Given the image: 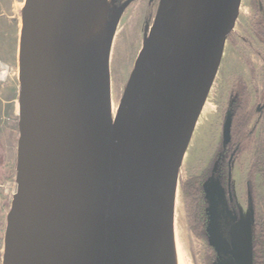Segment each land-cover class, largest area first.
<instances>
[{
  "label": "water",
  "instance_id": "1",
  "mask_svg": "<svg viewBox=\"0 0 264 264\" xmlns=\"http://www.w3.org/2000/svg\"><path fill=\"white\" fill-rule=\"evenodd\" d=\"M131 1L107 17L108 0H26L2 264H158L168 245L180 168L242 0H174L177 38L155 78L158 0L112 119L109 51ZM104 12L99 80L88 94L72 67L87 57ZM230 131L228 112L224 145ZM251 229L250 211L243 229L228 224L230 254L220 264H253Z\"/></svg>",
  "mask_w": 264,
  "mask_h": 264
},
{
  "label": "rangeland",
  "instance_id": "2",
  "mask_svg": "<svg viewBox=\"0 0 264 264\" xmlns=\"http://www.w3.org/2000/svg\"><path fill=\"white\" fill-rule=\"evenodd\" d=\"M108 1L107 17L115 5L124 0ZM154 1L132 0L116 25L109 51L110 103L112 100L115 113L151 26L156 11ZM253 1L242 0V5L249 11L247 14L242 12L236 28L229 35L224 46L217 73L204 103L209 108V112L205 115L201 114L202 111L200 112L198 120L202 118V126L194 128L180 168L178 198L181 206V220L179 237L189 264H220L221 257H227L230 254L227 237L228 224L236 223L240 229H243L246 214L249 211L245 183L249 177L252 161L251 151L241 154L231 163L232 200L228 199L222 179L216 171L232 83L237 78L243 81L250 96L251 105H255L263 99L260 96L264 90V43L260 42L254 34L256 18L253 15L256 13V3ZM257 1L264 9V0ZM8 67L11 72L7 79L0 83L7 82L12 75L18 81V70L15 73L10 66ZM18 83L16 95L19 90ZM11 126L13 139L4 143L5 148L0 158L2 170L0 172V264H2L5 249L7 213L12 193L16 191L18 100ZM255 139L258 143L264 139V112L256 127ZM198 176L204 177L203 189L208 213L204 229L192 226L182 190L184 183ZM254 183L257 192L258 218L260 221H264V185L260 172L255 174Z\"/></svg>",
  "mask_w": 264,
  "mask_h": 264
},
{
  "label": "trees",
  "instance_id": "3",
  "mask_svg": "<svg viewBox=\"0 0 264 264\" xmlns=\"http://www.w3.org/2000/svg\"><path fill=\"white\" fill-rule=\"evenodd\" d=\"M253 2L256 3L254 34L260 42L264 43V9L261 8L258 1L254 0ZM256 105L257 103L251 105L245 84L240 78H237L230 89L229 108L227 110L231 117L230 140L228 145L222 149L225 151L227 159L230 157L237 159L241 154L249 151L252 153L249 177L246 180V198L252 216V256L253 264H264V221L254 217L257 201L254 176L257 172L261 173L264 185V139L260 143L255 139L256 127L261 121L263 112L257 113ZM218 157L221 158V155ZM203 184L204 177L198 176L182 185L188 216L192 220V226H197L198 229H204L207 224L208 213L205 206Z\"/></svg>",
  "mask_w": 264,
  "mask_h": 264
},
{
  "label": "bare ground",
  "instance_id": "4",
  "mask_svg": "<svg viewBox=\"0 0 264 264\" xmlns=\"http://www.w3.org/2000/svg\"><path fill=\"white\" fill-rule=\"evenodd\" d=\"M109 2V1H108ZM174 0H165L159 29L157 32L156 40L151 58V67L154 73V77L157 78L163 66L171 54L173 43L175 42L177 35L174 31L173 17H174ZM107 17L105 12L98 19L95 25L94 40L89 48L87 57L74 64L72 67L74 78L79 88L88 94L94 93L99 80L100 63L102 57L103 46L107 33ZM110 85V81H109ZM111 116L115 114L113 108V102L111 100ZM201 114L205 115L209 112V108L205 105L202 107ZM115 116V115H114ZM201 117V116H200ZM114 117H112L113 119ZM202 118L197 119L194 128L202 126ZM200 130V129H199ZM202 131V129H201ZM196 133V132H195ZM197 135V134H196ZM181 206L179 203L178 194L174 203L172 227L168 245L158 264H189L186 260L181 242H180V218H181Z\"/></svg>",
  "mask_w": 264,
  "mask_h": 264
},
{
  "label": "crops",
  "instance_id": "5",
  "mask_svg": "<svg viewBox=\"0 0 264 264\" xmlns=\"http://www.w3.org/2000/svg\"><path fill=\"white\" fill-rule=\"evenodd\" d=\"M25 3L26 0H0V63L10 66L14 72L19 66L22 12ZM16 80L12 75L7 82L0 83V158L5 148L4 143L13 139L11 125L18 100ZM0 172H2L1 163Z\"/></svg>",
  "mask_w": 264,
  "mask_h": 264
},
{
  "label": "flooded vegetation",
  "instance_id": "6",
  "mask_svg": "<svg viewBox=\"0 0 264 264\" xmlns=\"http://www.w3.org/2000/svg\"><path fill=\"white\" fill-rule=\"evenodd\" d=\"M131 2H130V4H131ZM154 2H155L154 4H155V10H156L157 4H158V0H155ZM253 16H254V18H256L255 14ZM263 94H264V90H262V93H261V96H260L263 99L261 101H258L257 105H256L257 113L264 112V97H263ZM228 112L229 111H227L226 114ZM226 145H228V143ZM226 145L223 144V141L221 142V147H220L221 150H220V153H219V155H221V158L219 160V164H218L216 172L218 173V175L222 179V184H223L224 190L226 191V195H227L228 199L232 200V194H231V172L230 171H231V163L233 161H235V159H233L232 157H230L228 159L226 158V153L222 149V147H226ZM246 189H247V183H245V190ZM246 197H247V193H246ZM250 214H251V212H250ZM254 217L258 218V213H257L256 207H255ZM225 258H229V256H227V257L223 256V257H221V260L225 259Z\"/></svg>",
  "mask_w": 264,
  "mask_h": 264
},
{
  "label": "built area",
  "instance_id": "7",
  "mask_svg": "<svg viewBox=\"0 0 264 264\" xmlns=\"http://www.w3.org/2000/svg\"><path fill=\"white\" fill-rule=\"evenodd\" d=\"M248 11H249L248 8L244 7L241 4V13H240V16H241L242 12H245L247 14ZM10 72H11V70L8 67V65H5L3 63H0V81H5L7 79V77H8V75H9Z\"/></svg>",
  "mask_w": 264,
  "mask_h": 264
}]
</instances>
